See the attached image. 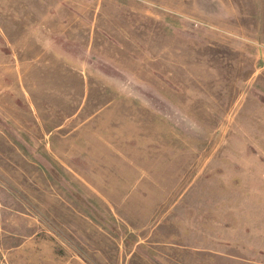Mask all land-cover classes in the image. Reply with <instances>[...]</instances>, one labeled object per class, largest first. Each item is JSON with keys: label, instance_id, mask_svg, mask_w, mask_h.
Wrapping results in <instances>:
<instances>
[{"label": "rangeland", "instance_id": "rangeland-1", "mask_svg": "<svg viewBox=\"0 0 264 264\" xmlns=\"http://www.w3.org/2000/svg\"><path fill=\"white\" fill-rule=\"evenodd\" d=\"M7 264H264V0H0Z\"/></svg>", "mask_w": 264, "mask_h": 264}, {"label": "built area", "instance_id": "built-area-1", "mask_svg": "<svg viewBox=\"0 0 264 264\" xmlns=\"http://www.w3.org/2000/svg\"><path fill=\"white\" fill-rule=\"evenodd\" d=\"M0 264H7L3 251L0 248Z\"/></svg>", "mask_w": 264, "mask_h": 264}]
</instances>
